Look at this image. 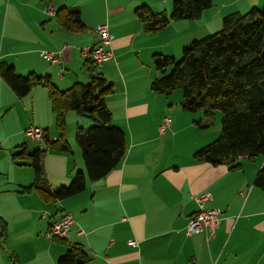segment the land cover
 I'll use <instances>...</instances> for the list:
<instances>
[{
  "label": "crops",
  "instance_id": "0c3cea01",
  "mask_svg": "<svg viewBox=\"0 0 264 264\" xmlns=\"http://www.w3.org/2000/svg\"><path fill=\"white\" fill-rule=\"evenodd\" d=\"M142 5L156 11L150 0H0V63L13 65L21 75L50 76L61 90L90 77L83 48L99 40V24L109 23L114 57L98 72L112 86L107 106L128 142L123 161L98 181L87 178V187L77 195L46 202L36 190L20 192L35 181L27 155L20 153L46 145L34 141L42 145L30 149L24 131L40 126L53 141L56 119L45 87L20 98L0 75V215L9 222L0 264H36L39 253L45 264H56L67 245L43 235L64 211L75 221L65 239L83 246L87 256L82 264H264V191L254 183L263 163L248 171L243 164L231 170L224 163L196 160L194 153L214 136L210 125L175 124L162 132L165 95L151 89L160 76L152 72L160 35L146 31L136 15ZM49 6L55 12L78 8L87 28L60 26L57 14L46 11ZM43 50L60 52L62 62L44 59ZM217 129L220 133L221 125ZM71 147V153L48 150L44 155L53 186L68 185L77 170L87 173L81 151ZM206 191L213 199L205 208L220 211L219 223L213 236L210 227L188 235L186 226L199 210L196 197ZM26 230L42 242L30 256L11 243L12 237L24 243ZM9 255L15 257L10 263Z\"/></svg>",
  "mask_w": 264,
  "mask_h": 264
},
{
  "label": "trees",
  "instance_id": "16d2710c",
  "mask_svg": "<svg viewBox=\"0 0 264 264\" xmlns=\"http://www.w3.org/2000/svg\"><path fill=\"white\" fill-rule=\"evenodd\" d=\"M212 6L213 0H173L170 16L164 11L155 12L149 5L136 8L135 13L146 31L156 32L170 19L198 18ZM56 14L62 27L87 28L78 8L62 7ZM223 24L222 30L184 46L180 59L153 54V63L160 76L151 82V89L167 94L181 89L182 107L186 110H203L206 115L220 110L223 118L218 138L199 148L194 157L198 161L224 163L234 170L242 167V158L255 161L264 156V5L255 6L245 14L231 13L224 17ZM85 66L90 82H76L61 90L50 76L36 72L21 75L13 65L0 63V75L18 97H25L37 86L45 87L56 119L55 140L49 138V130L45 129L44 148L20 153L27 155L35 173V181L23 186L20 192L36 190L46 202H58L84 191L87 178L98 181L106 177L125 158L126 132L112 123L113 114L106 102L112 86L90 60ZM72 111L95 123L88 128L77 126L75 131V141L82 151L87 173L78 170L68 185L53 186L46 174L44 155L48 150L72 152L66 131L67 116ZM254 183L264 191V167L257 172ZM7 226L0 215V245L8 236ZM52 240L67 245L56 264H82L87 256L80 244L56 237Z\"/></svg>",
  "mask_w": 264,
  "mask_h": 264
},
{
  "label": "rangeland",
  "instance_id": "374dc122",
  "mask_svg": "<svg viewBox=\"0 0 264 264\" xmlns=\"http://www.w3.org/2000/svg\"><path fill=\"white\" fill-rule=\"evenodd\" d=\"M150 1L154 6L153 8H155L156 10L155 12L164 11L168 14V16L171 15L173 0H150ZM263 5H264V0H213V6L211 8L206 9L202 13V15L198 18L179 19V20L170 19V22L165 27L157 31L158 34L160 35L159 42L161 45L160 46L161 48H158L157 52L162 53L164 55L175 56L177 59H180L183 54L184 46L190 44L195 39H199L207 34L215 33L217 31L222 30L224 27L223 19L227 15L235 12H241L242 14H245L251 8L255 6L259 7ZM152 65H153V70H152L153 74L160 75V73L157 71L153 63V59H152ZM79 67H81V65H79ZM85 71L87 73L86 69ZM79 74L80 75L82 74L80 70H79ZM89 78L90 77L84 79L83 82L85 84H88L90 82ZM164 95H165L164 102L167 109V116L171 118L170 125H175V124L176 125H210L208 129H211V131L214 132V136L212 135V139H210L211 142H213L218 138L220 133H218L217 127H219V125H222V118H223V113L220 110H215L213 114L206 115V113L203 110L190 111L184 109L182 107L183 91L181 89H175L170 94L164 93ZM76 115L77 114L74 112H72L69 115L67 137L69 143L75 147H78L79 151H81L80 147L75 141V131H76L75 128L77 127V119L78 122H80V126L84 128L91 127L95 123L92 122L90 118L82 117L79 115L77 117ZM51 134L52 135L55 134L54 128L51 129ZM27 143L30 145V149H32L33 146L42 145L40 143L37 144L34 141H30V140H28ZM167 152L171 153V149H168ZM81 155H82V151H81ZM260 162L263 163V167H264V156L258 157L255 161L249 159H241V163L243 164L244 169L245 170L247 169L248 171L252 170ZM4 220L8 224L7 226L8 236L6 238V240H8L9 222L6 219ZM11 234L15 236L14 231H12ZM43 236L45 239H49L45 233ZM12 238L13 239L11 240V243L13 245L18 244V246L20 247L19 250L24 254V256H28V255L30 256L31 254H35L37 250L42 248V242L35 238L31 230L25 231L24 243H22L19 239H16L14 237ZM12 258H14L13 255H9V259H8L9 263L12 262L13 260ZM46 262L47 260L44 254L39 253L36 264H45Z\"/></svg>",
  "mask_w": 264,
  "mask_h": 264
},
{
  "label": "built area",
  "instance_id": "2783aa9c",
  "mask_svg": "<svg viewBox=\"0 0 264 264\" xmlns=\"http://www.w3.org/2000/svg\"><path fill=\"white\" fill-rule=\"evenodd\" d=\"M46 11L52 15L56 14L54 8L51 6L47 7ZM96 32L99 40L92 45L84 47L83 55L95 66L100 68L103 63L114 57V51L112 48L114 36L111 33L108 22L99 24L96 28ZM41 56L54 64L62 62L60 52L43 50L41 51ZM61 73H64V67L61 69ZM170 124L171 119L166 116L164 119L162 132H164L170 126ZM25 133L29 140L40 142L44 140L45 129L32 124L25 129ZM210 199H213V195L210 191L203 192L196 197V200L199 204V210L190 217L189 223L186 226V233L188 235L198 233L204 227H210L211 235L213 236V227L217 226L219 223L220 211L215 208H205L204 203ZM43 216H46L45 212L43 213ZM74 223L75 221L73 215L70 212L64 211L58 219L51 223L46 235L49 239L54 237L65 239L69 236Z\"/></svg>",
  "mask_w": 264,
  "mask_h": 264
}]
</instances>
